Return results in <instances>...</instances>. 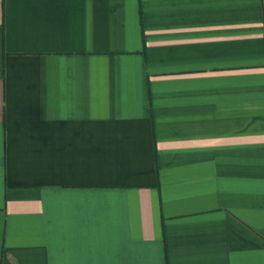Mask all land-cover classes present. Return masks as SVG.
<instances>
[{"label":"crops","instance_id":"crops-1","mask_svg":"<svg viewBox=\"0 0 264 264\" xmlns=\"http://www.w3.org/2000/svg\"><path fill=\"white\" fill-rule=\"evenodd\" d=\"M0 264H264V0H0Z\"/></svg>","mask_w":264,"mask_h":264}]
</instances>
